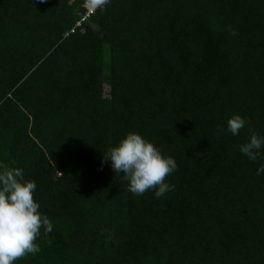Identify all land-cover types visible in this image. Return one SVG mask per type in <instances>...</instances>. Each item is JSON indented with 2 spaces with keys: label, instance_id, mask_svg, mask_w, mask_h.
Segmentation results:
<instances>
[{
  "label": "trees",
  "instance_id": "trees-1",
  "mask_svg": "<svg viewBox=\"0 0 264 264\" xmlns=\"http://www.w3.org/2000/svg\"><path fill=\"white\" fill-rule=\"evenodd\" d=\"M86 1L0 0V162L53 223L14 264H264V160L238 147L264 135V0H111L76 27ZM128 132L173 191L104 161Z\"/></svg>",
  "mask_w": 264,
  "mask_h": 264
},
{
  "label": "clouds",
  "instance_id": "clouds-1",
  "mask_svg": "<svg viewBox=\"0 0 264 264\" xmlns=\"http://www.w3.org/2000/svg\"><path fill=\"white\" fill-rule=\"evenodd\" d=\"M110 3L111 0H87L93 11L103 10ZM229 32L235 35L234 29ZM246 123V118L233 114L226 121V130L237 136ZM238 147L249 161L264 160V135L250 130L246 141ZM104 161L110 162L117 175L123 174L133 195L154 190L159 198L175 189V185L166 182V177L177 171L175 159L164 156L154 143L137 132L126 133L110 147ZM256 175H264V163L258 164ZM36 187L35 181L24 177L22 168L0 162V264H14L28 254H38L41 249L36 241L41 229L45 236L53 231V223L34 199Z\"/></svg>",
  "mask_w": 264,
  "mask_h": 264
},
{
  "label": "built area",
  "instance_id": "built-area-1",
  "mask_svg": "<svg viewBox=\"0 0 264 264\" xmlns=\"http://www.w3.org/2000/svg\"><path fill=\"white\" fill-rule=\"evenodd\" d=\"M83 7H84L85 10H86V14H85V16L81 19L80 22H77L76 27H79V26H80V23H81L82 21H84V20L86 19V17H88L89 15H91V14L94 12L93 10H91V9L88 7V5H87V1H86L85 4L83 5ZM71 32H73V30H71Z\"/></svg>",
  "mask_w": 264,
  "mask_h": 264
}]
</instances>
